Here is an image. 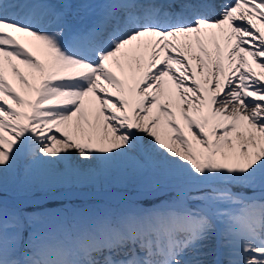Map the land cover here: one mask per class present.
Masks as SVG:
<instances>
[{"label":"snow or ice","instance_id":"1","mask_svg":"<svg viewBox=\"0 0 264 264\" xmlns=\"http://www.w3.org/2000/svg\"><path fill=\"white\" fill-rule=\"evenodd\" d=\"M118 163L169 198L39 224L0 202V264H264V0H0V191Z\"/></svg>","mask_w":264,"mask_h":264},{"label":"bare ground","instance_id":"2","mask_svg":"<svg viewBox=\"0 0 264 264\" xmlns=\"http://www.w3.org/2000/svg\"><path fill=\"white\" fill-rule=\"evenodd\" d=\"M205 43L211 49L213 45L209 41H205ZM223 46V42H222ZM253 67L257 72L262 71L256 64H253ZM118 71V70H117ZM119 74V71H118ZM141 145L147 144L146 139L141 140ZM139 158V154H138ZM72 164L81 169H89L95 168V165H88L86 162L80 161L76 156L72 158ZM61 165V164H60ZM56 167V168H55ZM51 169V173L47 178L49 182H53V186L49 189L47 187L44 188H34L31 190H26L27 193L31 192H44L50 190H56L55 193L49 196H40L35 198H28L21 190L20 186L14 183L11 179H9L7 186L3 191H0V201L3 203H13L18 205H26L27 203L38 202L39 200H47L45 203L49 201H53L55 198H68L72 195H76L75 197H82L86 204H89L91 207L96 206L97 204H117L119 200L123 197H129L130 199H134L135 205H138L140 202L146 203L147 205L152 204V195L156 192L151 186L150 180L148 177H141V180L136 183V185L128 184L129 178L134 176L131 170L126 169L125 166L121 163H118L113 171L108 173L106 176L102 178L93 179H80L76 181H62L57 173H61V167L55 166ZM138 184V185H137ZM88 186V187H87ZM90 186V187H89ZM132 186L133 190L129 191V187ZM111 189V190H110ZM128 191V192H127ZM133 192V194L131 193ZM132 197V198H131ZM100 200V202H99ZM148 200V201H147ZM102 201V202H101ZM130 211L129 209H125L124 212ZM213 247L218 245V239L214 238L212 241ZM222 251V250H221Z\"/></svg>","mask_w":264,"mask_h":264},{"label":"rangeland","instance_id":"3","mask_svg":"<svg viewBox=\"0 0 264 264\" xmlns=\"http://www.w3.org/2000/svg\"><path fill=\"white\" fill-rule=\"evenodd\" d=\"M55 166H60L61 167V169H60V172L61 173H63V171H64V168H65V166L63 165V164H57V165H55ZM54 166V167H55ZM56 168V167H55ZM130 180H129V182H128V184L130 183V184H133V185H136V183L137 182H139L140 180H141V176H139V175H134V176H132L131 178H129ZM138 185V184H137ZM88 187V186H87ZM90 187V186H89ZM133 187L132 186H130L129 187V191H131V190H133L132 189ZM20 190L28 197V198H32V197H37V196H42V195H44V196H49V195H51V194H53V193H55L56 192V190H50V191H44V192H31V193H27V191L25 190V189H23V188H21L20 187ZM111 190V189H110ZM128 192V191H127ZM133 193V192H132ZM0 194H2V193H0ZM73 196V195H72ZM71 196V197H72ZM153 197H152V205H159L160 204V202L162 201V200H166V199H168L169 198V195L168 194H165V193H163V192H156V193H154L153 195H152ZM80 198H82L81 196H80ZM48 200V199H47ZM47 200H41L42 202H46ZM122 200V199H121ZM121 200H119L120 202V204H122L123 203V201H121ZM74 200H72V199H70V200H67V201H63L62 199H58V198H55L53 201H49V202H47V203H43V204H41V205H35V206H30L29 207V209H31V208H33V210H31V213H36V214H38V215H40V214H43V213H46V212H65V213H67V214H71L72 213V211H77V212H80V213H82V214H84V215H89V214H91L92 215V211H91V209H89L90 207L88 206V205H86L85 204V202L83 201V200H81V199H79V200H77V201H81V203H74L73 202ZM132 201H134V200H131V203H130V207L129 206H126L127 204H125V205H123V206H121V205H118V206H116V205H113V204H107V206H104L103 204H101V206L103 205V207H106V211H105V213H115L116 211H117V208L118 209H120V210H124L125 208H127L128 209V207H129V210H135V209H138V208H143V206H141L140 207V204L142 203V202H140L138 205H135V202H132ZM99 202H100V200H99ZM102 202V201H101ZM30 204V203H29ZM100 204V203H99ZM27 205H28V203H27ZM33 205V204H32ZM109 205V206H108ZM151 205V206H152ZM4 206H6L8 209H12V208H17V207H11V205H4ZM111 206V207H110ZM113 206H115V207H117V208H114ZM139 206V207H138ZM22 208V207H21ZM92 208H94V207H92ZM111 208L113 209V210H111ZM26 212H28V207H26V208H23ZM97 214H99V213H101L100 212V209L99 208H97ZM34 211V212H33ZM121 212V211H120ZM104 213V214H105ZM110 213V214H111ZM95 215V214H94ZM47 220H48V218L46 217V216H43V215H40V220H38L37 221V223L39 224V223H41V222H47Z\"/></svg>","mask_w":264,"mask_h":264}]
</instances>
